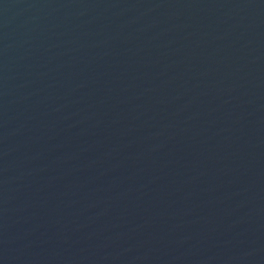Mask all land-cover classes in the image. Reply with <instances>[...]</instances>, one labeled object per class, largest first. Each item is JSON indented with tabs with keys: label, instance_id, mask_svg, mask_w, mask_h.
I'll return each instance as SVG.
<instances>
[{
	"label": "water",
	"instance_id": "obj_1",
	"mask_svg": "<svg viewBox=\"0 0 264 264\" xmlns=\"http://www.w3.org/2000/svg\"><path fill=\"white\" fill-rule=\"evenodd\" d=\"M0 264H264V0H0Z\"/></svg>",
	"mask_w": 264,
	"mask_h": 264
}]
</instances>
